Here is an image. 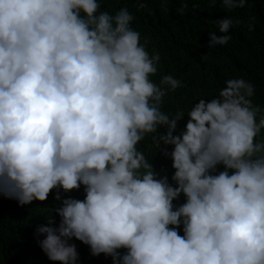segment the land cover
<instances>
[{
	"label": "clouds",
	"instance_id": "9594fccd",
	"mask_svg": "<svg viewBox=\"0 0 264 264\" xmlns=\"http://www.w3.org/2000/svg\"><path fill=\"white\" fill-rule=\"evenodd\" d=\"M103 2L0 0V195L26 206L83 186V200L57 192L59 225L37 228L60 264L78 258L72 238L113 264H264V110L254 86L228 79L186 112H163L181 81L151 79L159 54L140 42L127 8L113 15ZM248 2L219 0L229 11ZM218 27L209 47L232 38L231 18ZM147 135L170 156L175 186L138 150Z\"/></svg>",
	"mask_w": 264,
	"mask_h": 264
},
{
	"label": "trees",
	"instance_id": "16d2710c",
	"mask_svg": "<svg viewBox=\"0 0 264 264\" xmlns=\"http://www.w3.org/2000/svg\"><path fill=\"white\" fill-rule=\"evenodd\" d=\"M122 8L134 17L131 27L139 32L147 51L160 56L157 74L151 79L159 83L162 76L172 75L182 83L164 98L163 112H186L199 99L218 95L225 81L233 78H243L254 86L253 104L264 110V0H249L243 8L230 11L219 0H104L101 4V10L113 15ZM224 17L233 20L232 38L226 45L209 47V33L220 35L218 24ZM187 119L185 116L178 122L174 134L183 130ZM166 131L159 129L161 133ZM137 148L152 163L158 178L167 176L175 186L171 179L175 170L170 156L163 155V144L158 149L152 136L147 135ZM167 150L170 153L172 146ZM220 170L222 166L217 172ZM57 192L62 198L83 200L85 196L83 186L69 193L54 189L45 202L20 206L16 200L0 195V264H60L43 253L39 241L45 237L37 234L40 226L59 225L60 217L54 211L60 206L54 199ZM185 200L181 194L173 204L179 206ZM179 232L183 235L182 225ZM69 243L77 249L75 264H113L111 256H93L90 247L75 238ZM118 251L121 255L126 252Z\"/></svg>",
	"mask_w": 264,
	"mask_h": 264
}]
</instances>
